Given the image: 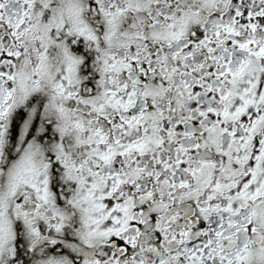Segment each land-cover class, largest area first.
<instances>
[{"label": "snow or ice", "instance_id": "1", "mask_svg": "<svg viewBox=\"0 0 264 264\" xmlns=\"http://www.w3.org/2000/svg\"><path fill=\"white\" fill-rule=\"evenodd\" d=\"M0 264H264V0H0Z\"/></svg>", "mask_w": 264, "mask_h": 264}]
</instances>
